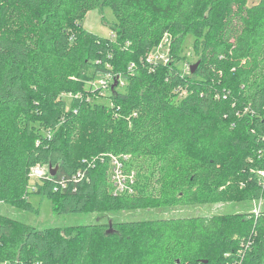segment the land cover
<instances>
[{"label": "trees", "instance_id": "16d2710c", "mask_svg": "<svg viewBox=\"0 0 264 264\" xmlns=\"http://www.w3.org/2000/svg\"><path fill=\"white\" fill-rule=\"evenodd\" d=\"M248 2L0 0V264H264V212L110 217L225 203L236 178L264 200V0ZM107 7L111 38L83 28ZM170 33V60L152 70L147 55ZM189 36L197 79L178 66ZM89 68L129 76L124 92L111 87L113 106L86 103ZM77 93L70 106L64 96ZM111 156L136 171L132 191L111 190ZM36 166L58 172L32 193ZM30 194L100 220L37 229L10 213L37 214Z\"/></svg>", "mask_w": 264, "mask_h": 264}, {"label": "rangeland", "instance_id": "374dc122", "mask_svg": "<svg viewBox=\"0 0 264 264\" xmlns=\"http://www.w3.org/2000/svg\"><path fill=\"white\" fill-rule=\"evenodd\" d=\"M260 0H249L248 6H253L257 4ZM117 19L110 8H103L99 10L91 11L87 14L85 19L81 22V25L85 30L91 32L95 35L111 38L113 36L112 26H115ZM171 39L173 35L169 34ZM196 38L194 36H189L185 42L183 49V61L178 63V66L183 70L185 76H192V79H197L190 73L191 66L199 63L200 65V50L195 47ZM168 42L164 41L155 45L153 50L148 54L152 56L154 62L157 64H167L168 59V46H165ZM171 47V46H170ZM189 67V68H188ZM132 74H136V70H130ZM190 73V74H189ZM94 76L93 68H89L86 72L83 91L87 95L86 103L90 106H95L96 104L103 106H113L109 98L111 94V87L116 86L117 92H124L125 86L128 84L129 76L127 75H116L108 77L103 74H98L96 78ZM108 77V78H107ZM104 79H107L109 86L106 88L100 87V82ZM82 90V89H81ZM176 93V91H175ZM177 94V93H176ZM188 93L185 91L181 92L177 97L181 98L187 96ZM68 101V104L72 106L79 97H82L80 93L69 94L64 96ZM83 99V98H82ZM81 99V100H82ZM121 173L122 180H125L127 177L132 176L134 179L133 187L135 186L138 178L136 171L128 170L126 168V162L122 161ZM257 177L260 183L264 184V169L259 170ZM41 179L36 177L30 178V185H33L36 182H39ZM227 188H231L230 198L227 202H219L215 204L208 205L206 203L194 202L190 205H172L163 208H157L152 210H143L131 214L123 215H111L113 221L116 220H151L156 218H168V217H183V216H212L222 213H230L239 211L238 213L245 214L247 218L252 216H258L264 212V200H256L252 198L250 193L252 189L244 181V179H232L227 183ZM113 190V186L111 188ZM30 202L38 210V213L31 214L25 211H12L11 215L32 227H35L40 230L48 228H66L70 226H81L91 223H95L96 220H100L101 216L91 215V214H69V215H60L56 211V204L49 197H45L37 194H30ZM1 204V202H0ZM1 207V206H0ZM1 211L3 209L1 208ZM106 220L108 218H105ZM238 252V251H237ZM236 258V257H235Z\"/></svg>", "mask_w": 264, "mask_h": 264}, {"label": "built area", "instance_id": "2783aa9c", "mask_svg": "<svg viewBox=\"0 0 264 264\" xmlns=\"http://www.w3.org/2000/svg\"><path fill=\"white\" fill-rule=\"evenodd\" d=\"M164 41L168 42L165 46H168L169 51H168V59L167 61L169 62L170 58H169V53H170V46L172 45V39L170 37L169 34L165 35L164 38L162 39V41L160 43H163ZM147 61L150 63V68L152 70H154V68H156L158 65L156 62H154V59L152 58V56H148L147 55ZM167 62V63H168ZM189 68V67H188ZM129 70H135V65L131 64L129 67ZM108 77H113L112 75H108ZM107 77V78H108ZM109 86V82L107 79H104L100 82V87L106 88ZM112 159V183H113V191L117 194V193H124L126 191H132V186L134 183V179L132 178V176L127 177L125 180H122V173H121V167L123 164V160L120 157L117 156H111ZM30 178L31 177H36L39 179H50L51 176L50 175V170L49 168H45L42 166H36L34 168L31 169L30 173H29ZM58 188H60V186H57V188L54 189V191H57ZM29 192H35L37 190V187L35 184L30 185L28 188Z\"/></svg>", "mask_w": 264, "mask_h": 264}, {"label": "water", "instance_id": "95a60500", "mask_svg": "<svg viewBox=\"0 0 264 264\" xmlns=\"http://www.w3.org/2000/svg\"><path fill=\"white\" fill-rule=\"evenodd\" d=\"M198 66H199V63L191 66V68H190L191 74H195L196 69L198 68ZM49 170H50V175L51 176H55L57 174V172H58V167H52V166H50L49 167Z\"/></svg>", "mask_w": 264, "mask_h": 264}]
</instances>
